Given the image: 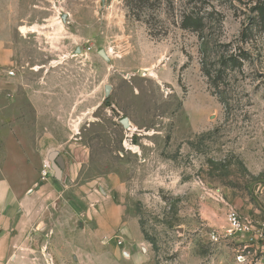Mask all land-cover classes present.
I'll return each mask as SVG.
<instances>
[{"label": "rangeland", "instance_id": "374dc122", "mask_svg": "<svg viewBox=\"0 0 264 264\" xmlns=\"http://www.w3.org/2000/svg\"><path fill=\"white\" fill-rule=\"evenodd\" d=\"M6 22L10 109L23 129L41 114L73 192L115 178L141 235L129 264H264V0H0ZM4 156L0 173L33 172Z\"/></svg>", "mask_w": 264, "mask_h": 264}, {"label": "crops", "instance_id": "0c3cea01", "mask_svg": "<svg viewBox=\"0 0 264 264\" xmlns=\"http://www.w3.org/2000/svg\"><path fill=\"white\" fill-rule=\"evenodd\" d=\"M8 33L6 22L0 26L2 98L11 93L12 86L8 85L15 75L10 73L13 49L8 44ZM18 99L8 95L0 105V131L11 136L30 135V139L12 137L0 145L8 164L23 167L32 162L33 172L28 177L22 172L13 177L9 170H1L0 264H103L104 259L115 264H129L130 260L136 263L141 256L137 250L140 230L136 224L138 231L133 234L134 222L124 219L126 207L121 203L120 191L107 188L117 184L115 178L106 181L102 195L93 190L86 195L80 190L73 192L70 184L78 172L67 166L55 149V136L50 127L41 125L40 113L28 116V120L35 118L31 129L19 126L25 118L20 111L10 109ZM14 151L21 155H14ZM57 159L63 164L60 177L54 169ZM39 163L41 172L35 167ZM115 256L123 257L125 262L115 261Z\"/></svg>", "mask_w": 264, "mask_h": 264}, {"label": "built area", "instance_id": "2783aa9c", "mask_svg": "<svg viewBox=\"0 0 264 264\" xmlns=\"http://www.w3.org/2000/svg\"><path fill=\"white\" fill-rule=\"evenodd\" d=\"M13 74V72H10ZM47 172L44 171V175H46ZM228 221L230 224V231L231 233H244L249 232L251 230V224H249L246 220L242 218V216L239 214V212L232 208L228 212ZM262 250L264 251V245L262 247Z\"/></svg>", "mask_w": 264, "mask_h": 264}, {"label": "water", "instance_id": "95a60500", "mask_svg": "<svg viewBox=\"0 0 264 264\" xmlns=\"http://www.w3.org/2000/svg\"><path fill=\"white\" fill-rule=\"evenodd\" d=\"M100 54L106 60H109V56H108V54L106 53V51L104 49H101L100 50ZM109 93H110V86L107 85L106 86V94L108 95ZM122 122H123L124 126H128L129 125V122H128V119L127 118L123 119ZM62 168H63V164H62L61 159H57V161L54 163V169L56 171L57 177H60Z\"/></svg>", "mask_w": 264, "mask_h": 264}, {"label": "trees", "instance_id": "16d2710c", "mask_svg": "<svg viewBox=\"0 0 264 264\" xmlns=\"http://www.w3.org/2000/svg\"><path fill=\"white\" fill-rule=\"evenodd\" d=\"M193 25L197 26V28L200 27V26H203V17H200L199 19L195 20L193 22ZM205 71H206V69H205ZM207 73H209V72H207Z\"/></svg>", "mask_w": 264, "mask_h": 264}]
</instances>
